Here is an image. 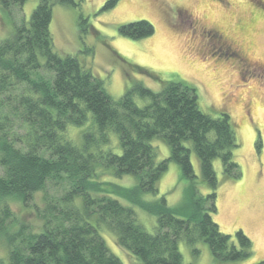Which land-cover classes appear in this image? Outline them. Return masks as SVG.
Wrapping results in <instances>:
<instances>
[{
	"label": "trees",
	"instance_id": "1",
	"mask_svg": "<svg viewBox=\"0 0 264 264\" xmlns=\"http://www.w3.org/2000/svg\"><path fill=\"white\" fill-rule=\"evenodd\" d=\"M27 1L0 0V9L11 12ZM118 1L108 0L103 9ZM55 3L74 1L41 0L29 24L23 20L0 40V235L9 248L0 264H124L108 248L101 234L105 226L142 264H183L182 239L191 247L203 240L218 263L246 264L254 256L250 237L243 230L227 235L213 220L219 186L214 160H221L225 179L242 177L230 115L204 112L196 87L182 81L167 83L159 93L137 86L113 99L76 57L55 50L50 31ZM86 22L81 19V29ZM120 33L140 40L155 28L138 21L121 26ZM135 93L151 102L138 106ZM155 139L167 143L168 158L158 159ZM186 142L199 158L206 195L196 185ZM172 162L190 180L180 207L169 206L165 197L146 199L158 196ZM124 178L136 185L110 182ZM37 193L44 195L39 225L14 210V204L29 206ZM134 207L158 217L155 233L139 223Z\"/></svg>",
	"mask_w": 264,
	"mask_h": 264
},
{
	"label": "rangeland",
	"instance_id": "2",
	"mask_svg": "<svg viewBox=\"0 0 264 264\" xmlns=\"http://www.w3.org/2000/svg\"><path fill=\"white\" fill-rule=\"evenodd\" d=\"M73 1L74 4L53 6L50 31L54 48L62 56L76 57L103 81L113 99H121L137 86L159 93L167 83L182 81L196 87L204 112L212 117L230 115L240 144L235 158L242 177L225 179L221 160H214L219 186L218 211L213 220L227 235L235 236L243 230L250 237L254 256L246 264L264 261V73L254 67L258 64L264 68V5L259 0H251L258 5L256 8L249 0H119L113 8L104 10L108 0ZM40 2L28 0L22 8L14 7L11 12L0 9V40L11 37L16 24L23 20L29 24ZM81 19L87 20L82 29ZM138 21L150 22L155 33L140 40L120 33L121 26ZM212 29L223 31L230 44L239 46L249 65L223 57L218 46L206 37ZM133 98L138 106L151 102L137 93ZM153 144L158 148L159 160L170 156L166 142L155 139ZM185 145L191 149L196 185L206 195L210 190L203 179L199 158L192 142ZM110 182L122 187L136 185L130 178ZM189 185L180 165L172 162L158 184V196L147 195L146 199L165 197L169 206L180 207ZM111 195L131 206L127 200ZM43 196L37 193L29 206L14 204L16 215L29 224H41L37 210L44 206ZM134 208L139 223L155 233L158 217ZM102 231L108 248L124 264H142L118 244L113 231L106 226ZM4 237L0 235V259L7 260L9 248ZM179 248L183 264H225L214 259L203 240L191 247L182 239Z\"/></svg>",
	"mask_w": 264,
	"mask_h": 264
},
{
	"label": "flooded vegetation",
	"instance_id": "3",
	"mask_svg": "<svg viewBox=\"0 0 264 264\" xmlns=\"http://www.w3.org/2000/svg\"><path fill=\"white\" fill-rule=\"evenodd\" d=\"M259 1L264 4V1ZM206 37L208 41L210 40V42L218 46V48L223 52V57L229 56V58L232 57L233 59H237L242 65H249L246 61L242 49L239 46L234 47L233 44H230L223 31L212 29L210 32L207 33ZM254 67L255 69L260 70V72L264 73V68L260 67L258 64H254Z\"/></svg>",
	"mask_w": 264,
	"mask_h": 264
}]
</instances>
